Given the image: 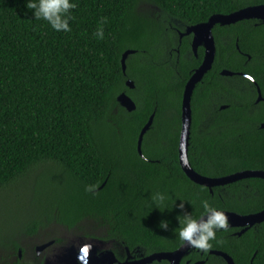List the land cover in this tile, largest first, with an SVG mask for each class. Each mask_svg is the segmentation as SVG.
I'll return each mask as SVG.
<instances>
[{"label":"trees","instance_id":"obj_1","mask_svg":"<svg viewBox=\"0 0 264 264\" xmlns=\"http://www.w3.org/2000/svg\"><path fill=\"white\" fill-rule=\"evenodd\" d=\"M26 2L0 0V192L25 184L40 169L55 175L56 184L41 211L0 234V248L14 246L16 254L0 264H35L17 256L14 234L49 233L45 229L53 222L104 244L112 240L149 254L183 242L176 235L177 213L201 214L202 199L238 213L264 208L263 177H243L211 190L181 166L182 92L189 67L201 59L193 53L186 57V38L179 60L176 52L172 57L173 72H157L158 67L167 70L157 55L169 53L178 41L160 40L168 21H203L236 10L240 1L76 0L68 32L35 18ZM102 18L104 36L97 38L93 33ZM217 29L212 66L191 97L189 161L208 176L264 170V100L256 101L257 84L264 96V20ZM127 49L134 51L124 72L121 57ZM126 77L134 79L135 88L126 86ZM122 90L135 108L118 101ZM151 114L140 153L139 133ZM89 184L96 186L94 192L85 191ZM49 186H39L37 193ZM156 192L166 199L154 203ZM180 200L183 209L175 206ZM161 220L168 221L167 229L159 227ZM239 229L217 230L207 250L191 249L180 264L186 259L228 264L211 249L226 251L235 264H264V220L237 234Z\"/></svg>","mask_w":264,"mask_h":264},{"label":"water","instance_id":"obj_2","mask_svg":"<svg viewBox=\"0 0 264 264\" xmlns=\"http://www.w3.org/2000/svg\"><path fill=\"white\" fill-rule=\"evenodd\" d=\"M244 18H256L264 20V3L246 6L228 13H214L210 15L208 20L202 21V23L191 27V29L195 32L194 45L196 46L200 43H203L205 45V55L201 64L194 70V72L191 74L188 81L186 82L183 92V98L181 103L182 126L178 145L179 160L183 170L192 180L209 186L211 190L214 185L225 184L243 177L259 176L264 178V170L262 169H243L221 176L204 175L199 173L192 167L188 157V145L192 123V91L196 82L204 75V73L208 69L211 68L212 62L215 57L216 47L211 30L212 25L216 22H220L222 24H230ZM132 51L134 50L127 49L122 54L121 63L124 72L126 68L125 59L127 55ZM221 73L232 74L233 71L223 69L221 70ZM249 77L254 80V78L250 75ZM132 82L133 81L131 79L127 80V83ZM254 82L257 84L255 80ZM257 91L258 95L256 97V101L264 100V96L262 95L260 86L258 84ZM117 99L123 106H125L129 110L136 107L135 101L131 98V96L126 93V91L120 92L117 96ZM152 120L153 114L150 115L148 121L144 124L139 133L137 148L140 153H142L141 142L143 135L152 123ZM261 126H264V122L261 123ZM221 210L225 213L227 217L228 226L240 227V229L236 231L237 234H241L248 227L264 220V208L259 211L250 213H238L236 211L224 209ZM68 231V233H71V237L67 234L70 239L64 243L56 245L54 250L50 254L45 256V264H113L112 261L115 260V256L114 252L111 249H106L99 255L96 253V250L104 244L102 240L78 234V232L74 230ZM54 241L55 240L53 238L40 241L37 245V251H40L50 246L52 243H54ZM191 248L192 247L182 242L175 249L156 251L138 259L137 261L138 264H145L146 262L154 259H166L170 264H180L182 257L189 253ZM210 252L223 256L228 262V264H235L233 257L226 251L220 249H211ZM203 262L204 260L200 259L194 262L193 264H200Z\"/></svg>","mask_w":264,"mask_h":264},{"label":"flooded vegetation","instance_id":"obj_3","mask_svg":"<svg viewBox=\"0 0 264 264\" xmlns=\"http://www.w3.org/2000/svg\"><path fill=\"white\" fill-rule=\"evenodd\" d=\"M238 1H240L241 4L239 3L240 7H238L237 9H240V8H243V7H246V6H250V5H254V4H258V3H253V0H238ZM250 19L257 20L256 18H244V19L237 20V21H235L233 23L240 22V21H245V20L247 22H250ZM206 20H208V19H206ZM206 20H203V21H206ZM258 20H260V19H258ZM168 23H169V25L166 27L165 31L164 32L162 31L161 34L159 35L160 40L165 41V42L166 41L173 42V41H175L174 40L175 37H177L178 41L175 42L176 45H174V46L172 45L171 46V48L169 50V53L168 52H164V53H160V54L157 55V60L163 61V65L167 69L165 71V70H162V69H160L158 67L157 72H158L159 75H163L164 72H170V73L173 72L172 67L170 69L171 64H173V62H174V60L172 62V57H173L174 53L176 52L174 59L179 60V56H180V53H181V48L183 47L181 45V42H182V40L184 38H186L187 42H186V45H184V47H183V49L185 50L186 57H190L189 56L190 53H193V56L201 57L200 62H199L198 65H193L192 67H189L188 71H190V72L192 71L190 73V75H191L194 72V70L201 64V62H202V60L204 58V55H205V45L203 43H200L199 45H196V46L194 45L195 32H194V30L191 29L192 26L200 24V23H202V21H199V22H185V21L173 19V20L168 21ZM257 23L258 22H253V24H257ZM219 25L222 26L223 24L220 23V22H216V23H214L212 25V28H211L212 35H213V38H214L215 47H216L215 55H216V52H217L216 35H217L218 31L220 32V29H217V27ZM220 37L222 38L221 34H220ZM238 46L239 45L237 44V48H239V51H241L240 47H238ZM241 52H244V51H241ZM245 54L248 55V57H250V54H248V53H245ZM140 61H141V59L139 58L138 62H140ZM128 79H131L133 82L132 83H127ZM125 84H126V86L128 88H131V89L135 88V86H136L134 79L127 78V77L125 78ZM193 90H194V88H193ZM122 91H124V90H122ZM183 92H184V90H183ZM183 92H182V98H183ZM192 93H193V91H192ZM191 108H192V106H191ZM41 226L42 225H40L39 227H41ZM53 226H55V222H53ZM59 226L57 225V227H59ZM60 228L65 229L66 231H68L66 228H64L62 226H60ZM42 231L43 230L39 229L37 234L31 235V236L26 235V237L34 238L36 235H39V233L42 232ZM45 234H48V233H45ZM35 238H36L35 239V243L31 247L26 246V248L22 245L21 242L17 241L20 246H18L17 250H16L17 251V256L19 258H23V259H25V260H27L29 262L35 263V264H41V263L45 264V256L50 254L54 250L56 245L64 243V242H66V241H68L70 239V237L67 234L54 235V236L43 237V238H38V239H37V237H35ZM51 238H53L55 240L54 243H52L50 246H48V247H46V248H44V249H42L40 251H37V245L39 244L40 241L51 239ZM57 238H60V239H57ZM5 249L6 248H4V250ZM106 249H111L114 252L115 260L112 261L113 264H138V261H137L138 259L151 254V253L148 254V253H145V252L141 251L139 247L133 249V248H130L128 245H125L124 243H119V242L116 243L115 241H112V240H110V243H108V244L101 245L96 250V253L99 255L101 252L105 251ZM191 249H194V248H191ZM14 251H15L14 246H13V249H11V250H7V251L5 250L6 258H10V259L11 258H15L16 254L14 253ZM25 252L26 253L27 252L33 253V258H30V259L24 258L23 257L24 254L23 253H25ZM186 255H188V253ZM184 257H182L181 261L183 260ZM162 260H166V259H162ZM162 260L154 259V260L146 262L145 264H159L158 262H160ZM181 261H180V263H181ZM185 261H186V264L190 263L188 259H186ZM103 264H108V263H103Z\"/></svg>","mask_w":264,"mask_h":264},{"label":"clouds","instance_id":"obj_4","mask_svg":"<svg viewBox=\"0 0 264 264\" xmlns=\"http://www.w3.org/2000/svg\"><path fill=\"white\" fill-rule=\"evenodd\" d=\"M26 6L32 10L35 18L47 21L52 29L63 32L70 31L69 20L72 17L69 10L76 7V0H27ZM104 19H101L93 33L97 38L104 36L102 26ZM95 187L94 184L86 185L85 191L94 192ZM151 199L154 203H158L163 202L166 197L165 194L156 192L151 196ZM175 206L183 209L184 200H180ZM200 206L202 212L198 215H193L187 211L177 213L178 228L176 235L180 241L192 248L207 250L210 247V241L216 239L217 230L227 229L228 220L225 213L207 199H202ZM159 227L167 229L168 221L161 220Z\"/></svg>","mask_w":264,"mask_h":264},{"label":"rangeland","instance_id":"obj_5","mask_svg":"<svg viewBox=\"0 0 264 264\" xmlns=\"http://www.w3.org/2000/svg\"><path fill=\"white\" fill-rule=\"evenodd\" d=\"M55 177V175L50 177L47 169H40L36 171L34 175L30 176L26 180L25 184L22 183L17 185L16 189L14 187H10L8 189L5 188V191L0 192V234L11 233L13 226L16 223L22 224V222L31 217L34 212L41 211L42 204L49 197H52L48 195L54 193L52 189L56 184ZM47 182L50 183V186L47 189L42 188V193L38 194L37 189L39 186H43ZM45 231H49V233L45 234L43 230L35 237L43 238L63 234H68L71 237V233H68L69 231L57 227V225H52L49 229H45ZM25 237L26 235L19 231L14 234V239L21 242L25 248L26 246L31 247L35 243L36 238ZM23 254V257L26 259L33 258V253L25 252ZM5 259H7L5 256V250L1 247L0 262Z\"/></svg>","mask_w":264,"mask_h":264}]
</instances>
